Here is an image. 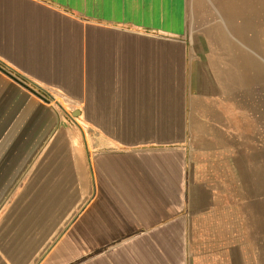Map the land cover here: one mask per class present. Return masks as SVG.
<instances>
[{"label": "crops", "instance_id": "0c3cea01", "mask_svg": "<svg viewBox=\"0 0 264 264\" xmlns=\"http://www.w3.org/2000/svg\"><path fill=\"white\" fill-rule=\"evenodd\" d=\"M188 26V0H0V264H245L243 85Z\"/></svg>", "mask_w": 264, "mask_h": 264}, {"label": "rangeland", "instance_id": "374dc122", "mask_svg": "<svg viewBox=\"0 0 264 264\" xmlns=\"http://www.w3.org/2000/svg\"><path fill=\"white\" fill-rule=\"evenodd\" d=\"M238 2L240 0H188V36L192 41H195L197 50L201 51L217 68L216 71L220 75H224L227 82L243 85V101L238 97V106L239 102L243 104V143L246 160L250 155L264 157V37L259 34V44L256 40L259 48L257 46L256 49H253L245 41L243 43L235 36L231 22H237L235 17L238 13L242 16L240 21L243 20V17L252 14L255 17V28L262 31L264 28V0H258V2L257 0H247L243 8L238 5ZM237 48L250 53L249 55L257 64L256 67L258 66L255 67L257 70L242 71L239 67ZM200 156V163L203 164L205 158L202 152ZM252 158L255 161V158ZM248 164L249 161H246V168ZM217 173L223 175L224 172ZM226 174L229 179L228 174L230 173ZM247 174L252 175V182L255 185L252 186L253 188L247 187L250 194L244 195L245 264H264V218L259 209L260 207L262 209V204L254 202L251 205L249 198L251 195L261 193L260 191L264 193V186H259L255 181L256 172L246 171L245 175ZM256 209L258 212L255 211Z\"/></svg>", "mask_w": 264, "mask_h": 264}, {"label": "bare ground", "instance_id": "6f19581e", "mask_svg": "<svg viewBox=\"0 0 264 264\" xmlns=\"http://www.w3.org/2000/svg\"><path fill=\"white\" fill-rule=\"evenodd\" d=\"M245 2H247V0H240V2H238V5L240 7H244L245 6ZM258 2V0H257ZM256 7V6H255ZM251 10V9H250ZM261 10V9H260ZM239 11H241L239 9ZM255 12V11H253ZM252 14L248 17H243V20L240 21V19H242V16H240V14L238 13L237 16L235 17V19H237V22L236 21H232L231 22V27H232V30L235 31V36L242 40L243 43L244 41L248 44L249 47H253V49H256L257 48V42L259 44V34H262L263 37H264V28L262 31L258 30L255 28L254 26V23H255V17L253 16L252 18ZM258 16V15H257ZM237 32H239V34H237ZM249 33V34H248ZM211 37V36H210ZM241 37V38H240ZM257 40V42H256ZM261 46V45H260ZM259 48V46H258ZM238 49V48H237ZM238 55H239V59H243V67H244V71L246 70H253V69H256V62L253 60V58H251V56L249 55L250 53H248L247 51L243 50V49H238L237 51ZM256 67V68H255ZM259 69L263 70L262 68L259 67ZM258 69V70H259ZM257 70V69H256ZM255 72V71H254ZM243 82H244V78H243ZM251 82V81H250ZM245 159V158H244ZM245 161V172L246 171H249V172H253V169L251 170H248L246 168V161H250V162H254L253 158L250 157ZM256 168V166H255ZM232 173V172H231ZM252 176V175H251ZM253 178V177H252ZM253 180V179H252ZM246 181V180H245ZM247 182V181H246ZM247 184L245 183V186H244V192L246 194V196H248V194H250V191L248 192V189H247ZM253 188V187H252ZM261 208V207H260ZM248 209V208H247ZM250 209V208H249ZM252 210V208H251ZM249 211V210H248ZM257 211V209L255 210ZM260 211V210H259ZM258 212V211H257ZM248 219V218H247ZM223 263V262H222ZM221 264V263H220Z\"/></svg>", "mask_w": 264, "mask_h": 264}]
</instances>
